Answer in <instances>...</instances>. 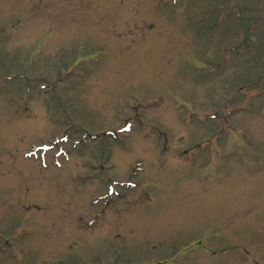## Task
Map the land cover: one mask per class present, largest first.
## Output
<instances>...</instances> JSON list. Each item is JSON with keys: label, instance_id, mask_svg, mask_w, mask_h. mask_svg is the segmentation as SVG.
I'll use <instances>...</instances> for the list:
<instances>
[{"label": "rangeland", "instance_id": "1", "mask_svg": "<svg viewBox=\"0 0 264 264\" xmlns=\"http://www.w3.org/2000/svg\"><path fill=\"white\" fill-rule=\"evenodd\" d=\"M0 264H264V0H0Z\"/></svg>", "mask_w": 264, "mask_h": 264}]
</instances>
